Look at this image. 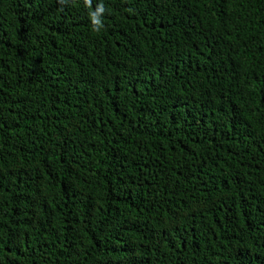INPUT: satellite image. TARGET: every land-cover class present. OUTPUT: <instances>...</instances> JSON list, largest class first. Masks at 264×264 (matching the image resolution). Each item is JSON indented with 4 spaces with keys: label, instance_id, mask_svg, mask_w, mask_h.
<instances>
[{
    "label": "trees",
    "instance_id": "trees-1",
    "mask_svg": "<svg viewBox=\"0 0 264 264\" xmlns=\"http://www.w3.org/2000/svg\"><path fill=\"white\" fill-rule=\"evenodd\" d=\"M0 264H264V0H0Z\"/></svg>",
    "mask_w": 264,
    "mask_h": 264
},
{
    "label": "clouds",
    "instance_id": "clouds-1",
    "mask_svg": "<svg viewBox=\"0 0 264 264\" xmlns=\"http://www.w3.org/2000/svg\"><path fill=\"white\" fill-rule=\"evenodd\" d=\"M87 2L90 4V0H87ZM104 11L103 7H99L95 12H93L91 14V20H92V24L94 26H97V30H98V26H100L101 21L99 19V15L100 13H102Z\"/></svg>",
    "mask_w": 264,
    "mask_h": 264
}]
</instances>
